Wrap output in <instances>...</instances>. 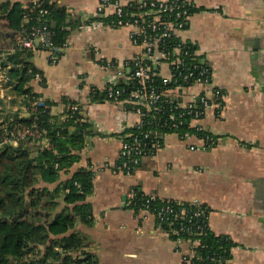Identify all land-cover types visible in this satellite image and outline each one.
Segmentation results:
<instances>
[{
	"label": "crops",
	"instance_id": "0c3cea01",
	"mask_svg": "<svg viewBox=\"0 0 264 264\" xmlns=\"http://www.w3.org/2000/svg\"><path fill=\"white\" fill-rule=\"evenodd\" d=\"M54 1L79 25L56 64L49 63L47 52L34 53L32 62L45 85L38 78L29 85L41 100L53 103L52 114H63L66 98L92 125L93 134L85 138L80 160L70 169L93 172L88 197L93 223L76 226L87 237L86 250L99 264H187L183 259L191 253L189 242L174 241L151 214L128 208L137 190L176 203L204 204L209 229L233 243L227 263L264 264V0H186L200 10L191 12L178 35L192 45L225 95L220 114L209 110L200 121L218 142L206 150H189L194 139L163 134L160 147L141 157L130 175L113 168L123 132L138 117L107 100L104 88L117 80L116 66L140 49L132 44L129 28L108 27L96 17L100 0ZM119 2L125 6L131 0ZM94 20L102 25L88 28ZM153 69L160 76L168 74L165 64ZM94 90L99 98L91 95ZM10 106L12 115H27L19 98Z\"/></svg>",
	"mask_w": 264,
	"mask_h": 264
},
{
	"label": "trees",
	"instance_id": "16d2710c",
	"mask_svg": "<svg viewBox=\"0 0 264 264\" xmlns=\"http://www.w3.org/2000/svg\"><path fill=\"white\" fill-rule=\"evenodd\" d=\"M38 3L39 6L31 10L32 3L28 0H0V70L27 114L6 115L0 120V264H99L95 254L86 250L87 237L76 230L77 224L90 226L93 223L92 205L88 201L93 191V173L83 167L73 172L70 170L80 160L85 138L93 134L92 125L78 106L66 98L62 101L68 107L61 115L50 112L53 103L49 101H43L47 107H34L40 96L29 84L35 74L41 76V71L32 62L34 52L17 47L18 37L31 25H46L51 32L52 44L61 46L79 23L69 21L66 9L54 0H39ZM122 9L127 13L142 10L137 2ZM198 10L192 7L189 13ZM114 19L115 16L106 17L104 24ZM173 40L171 38L167 43ZM188 46L193 50L192 45ZM39 84L45 85L42 78ZM148 85L156 91L165 87L158 75H152ZM120 86L124 88L122 98H125L137 82L134 80L124 86L119 83L117 87ZM91 95L99 98L98 91H92ZM13 103L14 99L10 104ZM173 105V102L162 99L159 114L142 110L140 130L149 131L147 153L153 150L152 141L162 143L160 136L175 130V121L162 125ZM157 118H160L159 122ZM23 127L35 129L39 137H19L18 131ZM131 130L137 134L140 131ZM176 130L185 132L190 129L183 121ZM62 174L68 175L67 178L61 179ZM146 199L147 195L135 190L128 208L138 213L144 208ZM165 201H170L175 209L180 205L190 207L187 217L196 209L203 212L192 220L193 228L204 225L205 229L192 237L197 242L191 244V253L183 259L185 263L229 264L233 243L209 229L204 219L209 209L204 204L198 208L155 196L149 200L148 208L157 209ZM187 217L183 225L188 224ZM182 221L175 219L174 225ZM181 236L183 239L188 237L186 233Z\"/></svg>",
	"mask_w": 264,
	"mask_h": 264
},
{
	"label": "built area",
	"instance_id": "2783aa9c",
	"mask_svg": "<svg viewBox=\"0 0 264 264\" xmlns=\"http://www.w3.org/2000/svg\"><path fill=\"white\" fill-rule=\"evenodd\" d=\"M28 2L32 3L31 10L39 6V0H28ZM131 2H137L138 7L142 10L136 13H127L122 9L123 6L119 0H100L97 7L96 17L105 18L108 10L112 11L110 16H115L114 20L110 23H103V25L129 28V38L132 44L140 49L129 62L116 66L115 78L117 80L113 83L110 82L104 88L106 99L121 103L127 112L138 117L135 125L129 128L130 130L141 129L143 121L140 117L143 109L152 111L154 115H157L161 112L160 101L162 99L169 100L174 105L169 108L168 119L164 120L162 125H168V121H175L173 124L175 130L171 133L177 135L182 141L189 139L195 141L193 144H187L189 150H206L215 146L218 142V136L207 130L200 124V121L209 110L213 109L217 115L220 114L225 95L221 88L213 84L209 67L198 62L195 53L188 46L190 44L181 40L178 35L179 29L184 26L190 15L189 9L194 5L186 0H131ZM42 12L45 13V11ZM101 25V20H94L93 23L86 26L98 28ZM171 38L174 40L167 43V40ZM67 45V42L61 46L53 45L51 32L46 25H31L17 39V47L20 49H27L34 53L38 51L47 52L51 64L58 62L59 56ZM160 64H165L168 67L167 75L160 76L156 69L153 70ZM125 68H128L129 71L125 72ZM152 75L161 77L162 84L165 86L164 89L156 91L154 87H149L148 84ZM34 78L39 79L40 75L35 74ZM134 80L137 82V86L132 88L125 98H122L124 88L117 87V85L119 83L122 86L128 85ZM36 106L47 107L41 99L34 103V107ZM175 110H178L177 113ZM157 119L159 122L160 118ZM183 121L190 130L178 132L176 127ZM26 135L39 137L35 129L30 130L23 127L18 131L19 137L22 138ZM148 139L149 131L140 130L138 134L132 130L123 132L118 160L113 172L130 175L136 169L141 157L147 153ZM4 142H7V139ZM160 145L158 140L151 142L152 149L158 148ZM130 196L132 198L134 194ZM153 197L155 195H147L148 199H146L142 210L155 218L157 227L165 232L169 238L175 236L174 241L184 240L190 244H195L197 240L192 237L201 234L205 226L197 225L193 228L191 224L192 220L200 217L203 212L196 209L187 217L190 207L180 205L179 208L175 209L170 201H165L157 209L149 210L148 202ZM187 204L201 208V203L198 201ZM186 217L188 224L183 225ZM207 217L204 216V219L207 220ZM175 219L183 221L175 226ZM182 233H186L188 237L183 239Z\"/></svg>",
	"mask_w": 264,
	"mask_h": 264
},
{
	"label": "rangeland",
	"instance_id": "374dc122",
	"mask_svg": "<svg viewBox=\"0 0 264 264\" xmlns=\"http://www.w3.org/2000/svg\"><path fill=\"white\" fill-rule=\"evenodd\" d=\"M2 73L0 70V100L3 102H0V120H3L6 115H12L9 103L12 99L17 100L12 93L11 85L9 86V82H7Z\"/></svg>",
	"mask_w": 264,
	"mask_h": 264
},
{
	"label": "water",
	"instance_id": "95a60500",
	"mask_svg": "<svg viewBox=\"0 0 264 264\" xmlns=\"http://www.w3.org/2000/svg\"><path fill=\"white\" fill-rule=\"evenodd\" d=\"M259 43H260L259 40H256V41H255V45H256V47L259 46Z\"/></svg>",
	"mask_w": 264,
	"mask_h": 264
}]
</instances>
